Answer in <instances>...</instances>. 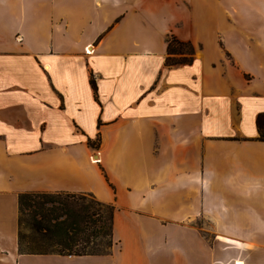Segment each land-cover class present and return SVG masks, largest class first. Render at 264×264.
Here are the masks:
<instances>
[{
    "label": "crops",
    "instance_id": "0c3cea01",
    "mask_svg": "<svg viewBox=\"0 0 264 264\" xmlns=\"http://www.w3.org/2000/svg\"><path fill=\"white\" fill-rule=\"evenodd\" d=\"M263 112L264 0H0V264H264ZM28 191L112 203L111 252L18 253Z\"/></svg>",
    "mask_w": 264,
    "mask_h": 264
},
{
    "label": "trees",
    "instance_id": "16d2710c",
    "mask_svg": "<svg viewBox=\"0 0 264 264\" xmlns=\"http://www.w3.org/2000/svg\"><path fill=\"white\" fill-rule=\"evenodd\" d=\"M195 48L170 34L166 37V66L190 64ZM89 83L97 99L93 75ZM257 139L264 141V112L256 117ZM87 144L97 148L99 135ZM27 208V212L25 209ZM114 205L91 193L28 191L18 195V253L60 255L109 254L112 249Z\"/></svg>",
    "mask_w": 264,
    "mask_h": 264
},
{
    "label": "rangeland",
    "instance_id": "374dc122",
    "mask_svg": "<svg viewBox=\"0 0 264 264\" xmlns=\"http://www.w3.org/2000/svg\"><path fill=\"white\" fill-rule=\"evenodd\" d=\"M28 210H27V208L25 209V212H27Z\"/></svg>",
    "mask_w": 264,
    "mask_h": 264
}]
</instances>
